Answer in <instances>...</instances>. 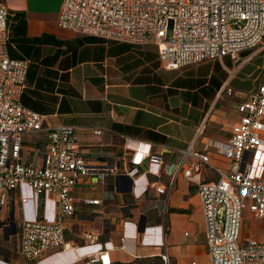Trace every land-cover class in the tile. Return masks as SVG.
<instances>
[{"label":"crops","instance_id":"0c3cea01","mask_svg":"<svg viewBox=\"0 0 264 264\" xmlns=\"http://www.w3.org/2000/svg\"><path fill=\"white\" fill-rule=\"evenodd\" d=\"M62 1L0 0L8 10V54L28 61L21 104L44 116L43 127L73 126L77 150L90 164L116 163L119 171L90 174L72 188L76 210L65 240L76 248L49 250L30 261L17 251L18 224L23 219L53 221L56 200L35 195L26 184L17 187L0 206V264H81L79 258L100 249H108L114 263L130 262L135 256L159 255L163 243L171 264H209L197 185L177 172L169 192L155 188L168 186L180 151L190 144L214 165L227 168L228 161L205 142L229 139L238 103L264 81V59L256 62L261 54L247 50L240 53V58L251 56L243 64L224 56L167 70L155 44L134 45L59 27ZM258 70L262 74H255ZM225 86L232 88L231 95ZM39 136L26 138L36 144ZM34 146L23 145L30 150L29 162ZM146 151L162 156L164 165L150 163L143 157ZM245 160L253 176L264 175V149L251 151ZM133 166L139 173L130 178L125 170ZM201 178L210 182L217 174L203 165ZM84 198L100 204L82 203ZM250 221L258 223L255 237L264 239V223ZM89 232L97 243L84 241ZM121 233L126 250L113 248Z\"/></svg>","mask_w":264,"mask_h":264},{"label":"built area","instance_id":"2783aa9c","mask_svg":"<svg viewBox=\"0 0 264 264\" xmlns=\"http://www.w3.org/2000/svg\"><path fill=\"white\" fill-rule=\"evenodd\" d=\"M7 15V8L0 3V206L7 204L9 194L23 184L35 195L48 194L56 200L53 221L23 219L18 224L17 251L30 261L49 250L76 248L65 240L76 210L72 188L90 174L102 177L117 173L119 165L90 164L77 150L73 126L43 127L44 116L21 104L28 61L8 54ZM57 25L76 34L134 45L155 44L160 64L167 70L224 56L243 64L251 56L240 58V53L247 50L264 54V0H63ZM224 91L233 93L229 86ZM237 111L239 117L232 123L226 142H205L228 161L227 168L214 165L207 153L190 144L180 151L168 186L155 188L159 193L169 192L177 172L197 185L209 264H264V239L244 236L242 231L248 220L264 223V175L253 176L245 160L251 151L264 149V81L238 103ZM35 134L41 136L35 140L29 162L30 150L22 143ZM143 157L164 165L158 154L146 151ZM203 165L215 171L214 181H202ZM138 173L137 166L125 170L130 178ZM81 202L100 204L99 199L84 198ZM84 241L94 244L97 237L89 232ZM126 241L121 233L113 248L126 250ZM160 246L162 264H171L164 243ZM79 260L81 264H114L108 249L88 253Z\"/></svg>","mask_w":264,"mask_h":264},{"label":"rangeland","instance_id":"374dc122","mask_svg":"<svg viewBox=\"0 0 264 264\" xmlns=\"http://www.w3.org/2000/svg\"><path fill=\"white\" fill-rule=\"evenodd\" d=\"M262 58L264 59V54L263 53H261V55L256 57L255 61L256 62H261ZM258 72H260V74H262V71H259V70L255 74H257ZM263 75L264 74H262V76ZM34 144L35 143H34V141L32 139H27V138L23 139L22 145H24V146H27V147L31 148L32 145L34 146ZM242 231H243V235L244 236L248 235L249 237H255L257 232H258V223H256L255 221H249L248 220V221L245 222V225H244ZM2 244L3 243H2V239H1V235H0V248L2 247ZM140 259H142V258H140ZM137 260H135V261H137ZM146 261L149 264H162L161 259H159L157 261L156 260H146Z\"/></svg>","mask_w":264,"mask_h":264},{"label":"trees","instance_id":"16d2710c","mask_svg":"<svg viewBox=\"0 0 264 264\" xmlns=\"http://www.w3.org/2000/svg\"><path fill=\"white\" fill-rule=\"evenodd\" d=\"M142 258V259H140ZM144 258V259H143ZM138 259V260H137ZM161 259L159 255H151V256H145V257H136L130 262H122V263H114V264H149L146 260H159ZM137 260V261H135Z\"/></svg>","mask_w":264,"mask_h":264},{"label":"water","instance_id":"95a60500","mask_svg":"<svg viewBox=\"0 0 264 264\" xmlns=\"http://www.w3.org/2000/svg\"><path fill=\"white\" fill-rule=\"evenodd\" d=\"M10 220H11V226H15V223L13 222V218L12 217L10 218ZM139 224L141 226L139 230L141 231L142 228H143V223H139Z\"/></svg>","mask_w":264,"mask_h":264}]
</instances>
